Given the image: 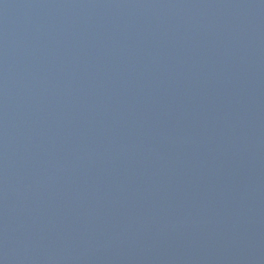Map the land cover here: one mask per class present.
<instances>
[{
	"label": "water",
	"instance_id": "water-1",
	"mask_svg": "<svg viewBox=\"0 0 264 264\" xmlns=\"http://www.w3.org/2000/svg\"><path fill=\"white\" fill-rule=\"evenodd\" d=\"M0 264H264V0H0Z\"/></svg>",
	"mask_w": 264,
	"mask_h": 264
}]
</instances>
